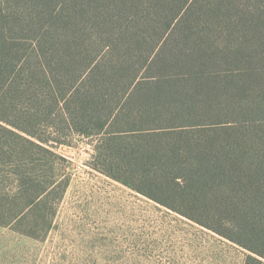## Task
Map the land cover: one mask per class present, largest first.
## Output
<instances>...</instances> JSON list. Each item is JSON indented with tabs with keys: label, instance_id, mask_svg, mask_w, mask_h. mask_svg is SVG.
Wrapping results in <instances>:
<instances>
[{
	"label": "trees",
	"instance_id": "trees-1",
	"mask_svg": "<svg viewBox=\"0 0 264 264\" xmlns=\"http://www.w3.org/2000/svg\"><path fill=\"white\" fill-rule=\"evenodd\" d=\"M76 136L264 264V0H0V226L46 236Z\"/></svg>",
	"mask_w": 264,
	"mask_h": 264
},
{
	"label": "rangeland",
	"instance_id": "rangeland-1",
	"mask_svg": "<svg viewBox=\"0 0 264 264\" xmlns=\"http://www.w3.org/2000/svg\"><path fill=\"white\" fill-rule=\"evenodd\" d=\"M58 152L70 185L36 239L0 226V264H245L248 251L89 165L88 138Z\"/></svg>",
	"mask_w": 264,
	"mask_h": 264
}]
</instances>
